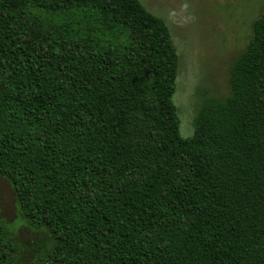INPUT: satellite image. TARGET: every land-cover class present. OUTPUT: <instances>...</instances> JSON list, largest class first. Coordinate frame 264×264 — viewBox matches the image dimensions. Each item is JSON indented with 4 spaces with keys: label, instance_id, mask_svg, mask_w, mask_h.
<instances>
[{
    "label": "trees",
    "instance_id": "trees-1",
    "mask_svg": "<svg viewBox=\"0 0 264 264\" xmlns=\"http://www.w3.org/2000/svg\"><path fill=\"white\" fill-rule=\"evenodd\" d=\"M178 73L140 0H0V177L46 236L33 264H264V9L189 138Z\"/></svg>",
    "mask_w": 264,
    "mask_h": 264
},
{
    "label": "rangeland",
    "instance_id": "rangeland-1",
    "mask_svg": "<svg viewBox=\"0 0 264 264\" xmlns=\"http://www.w3.org/2000/svg\"><path fill=\"white\" fill-rule=\"evenodd\" d=\"M168 25L179 55L174 103L179 110L180 133L193 135V121L207 98L231 95L230 69L253 36V24L264 0H140ZM7 227L23 264L42 254L45 234L22 220L12 185L0 177V228Z\"/></svg>",
    "mask_w": 264,
    "mask_h": 264
}]
</instances>
